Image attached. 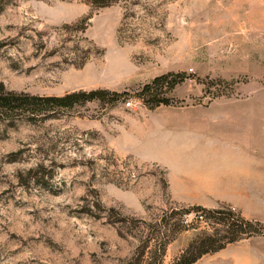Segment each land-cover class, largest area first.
Returning a JSON list of instances; mask_svg holds the SVG:
<instances>
[{
  "label": "rangeland",
  "instance_id": "obj_1",
  "mask_svg": "<svg viewBox=\"0 0 264 264\" xmlns=\"http://www.w3.org/2000/svg\"><path fill=\"white\" fill-rule=\"evenodd\" d=\"M109 1L0 0L5 91L120 93L0 119V264H126L136 224L192 206L258 222L219 250L264 264V0ZM178 73L167 104L137 96ZM242 148L263 177H224ZM195 233L167 243L162 264Z\"/></svg>",
  "mask_w": 264,
  "mask_h": 264
},
{
  "label": "trees",
  "instance_id": "obj_2",
  "mask_svg": "<svg viewBox=\"0 0 264 264\" xmlns=\"http://www.w3.org/2000/svg\"><path fill=\"white\" fill-rule=\"evenodd\" d=\"M97 6L108 5L109 0H87ZM74 26L84 29V20L80 19ZM182 79L181 74H162L141 86L137 96L147 107L154 108L167 104L165 92L169 91ZM162 88L164 90L162 91ZM120 93L95 89L89 91H71L60 96H37L22 92L5 91L0 84V119L12 120L18 115H28L32 119L45 115L49 111L66 109L76 103L94 99L113 102ZM191 216L186 221L185 217ZM252 225L258 227L252 228ZM258 222L251 223L235 216L222 208L205 209L200 206L172 208L146 226L135 225L138 250L126 264H162L165 246L177 234L185 230L196 233L168 264H193L201 256L215 252L226 244L247 238L261 232Z\"/></svg>",
  "mask_w": 264,
  "mask_h": 264
},
{
  "label": "crops",
  "instance_id": "obj_3",
  "mask_svg": "<svg viewBox=\"0 0 264 264\" xmlns=\"http://www.w3.org/2000/svg\"><path fill=\"white\" fill-rule=\"evenodd\" d=\"M242 133H243V138L244 139V135H248L249 132V127H243L242 129ZM232 139V137H230ZM243 147V144H242ZM259 157L258 156V152L256 153L255 151L252 154V157L250 155L249 150H244V148H242V163H241V167L240 168H234V169H229L227 171H225V176L224 177H263V173H261L260 169H258V167L254 166L255 164V157ZM251 159L253 160L252 162L254 164H252L251 166ZM222 250H218L215 252L214 256L212 257L214 259H211V261L216 260L218 263L217 264H231L230 259H228V257H224V255L221 253ZM198 262V261H196ZM196 262L194 264H196Z\"/></svg>",
  "mask_w": 264,
  "mask_h": 264
}]
</instances>
